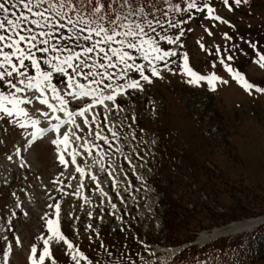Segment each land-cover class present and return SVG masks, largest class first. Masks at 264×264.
<instances>
[{"label": "rangeland", "instance_id": "obj_1", "mask_svg": "<svg viewBox=\"0 0 264 264\" xmlns=\"http://www.w3.org/2000/svg\"><path fill=\"white\" fill-rule=\"evenodd\" d=\"M190 3L197 7L188 9ZM205 4L213 8L212 17ZM229 4L231 8L223 0H189L179 6L172 20L180 23V28L170 29L168 34L174 37L183 30L185 35L178 42L182 46L161 42L177 51L176 57L169 58L172 71L163 67L164 62L157 64L163 78L152 77L146 69L152 83L141 80L143 91L128 89L115 101H105L106 106L95 105L86 113L87 124L77 116L79 127L62 125L60 133H45L29 144L35 129L20 128L23 118L0 113V264H6V254L7 264H32L33 246L38 249L37 256L42 254L43 239L52 235L47 221L56 219V204L60 205L61 231L93 264L166 263L178 247L172 244L184 240L189 232L186 228L193 229L175 222L174 217L178 222L179 216L173 213L180 209L164 212L163 204L174 205L182 191L201 195L199 202L190 200L193 206L187 203L188 209L195 206L200 211L202 203L214 214H223L227 223L222 226L264 215L257 212H264V91L260 90L264 89V61L260 60L264 56V0H247L240 5L229 0ZM216 15L222 19H214ZM184 52L194 71L221 78L215 90L207 81L188 83L190 77L182 71ZM230 55L232 60L227 59ZM224 64L241 73L253 87L245 89ZM129 75L139 79L138 73ZM125 83L127 80L114 81L113 89L105 94H110L115 84ZM57 86L63 88V83ZM206 95L211 106L204 102L200 108L206 109L215 125L209 136L202 133L203 123L197 118L200 111L190 108V102ZM22 107L41 120L40 127H51L58 121L43 118L34 110L37 108L67 119L36 101ZM69 108L78 110L76 102H70ZM68 129L75 133L70 135V143L54 145L52 140L62 138ZM97 133L106 139L97 138ZM163 142L173 153H165L160 147ZM183 149L188 158L180 157ZM61 155L67 163H61ZM194 156L198 159L192 163ZM205 159L217 164L210 167L215 173L212 180L198 177L195 171L197 162ZM78 167L83 171H77ZM197 182L221 185L220 189L199 190ZM222 183L238 200L230 197ZM195 220L194 226L205 227L190 231L195 237L185 244L196 245L200 233L212 230L206 227L209 218L204 209ZM166 233L169 239L151 241L154 235ZM50 246L57 264H76L65 243L53 239ZM258 263L264 264V260ZM80 264L88 261L80 259Z\"/></svg>", "mask_w": 264, "mask_h": 264}, {"label": "snow or ice", "instance_id": "obj_2", "mask_svg": "<svg viewBox=\"0 0 264 264\" xmlns=\"http://www.w3.org/2000/svg\"><path fill=\"white\" fill-rule=\"evenodd\" d=\"M159 2L160 0H0V113L4 117L23 118L19 122L20 128H34L35 132L28 142L31 144L45 133H60L62 125L71 123L79 127L75 120L77 116L83 117V123L87 124L89 121L86 113L95 105L106 106L105 101H115L117 96L128 89L143 91L141 80L152 83L150 76L145 74L146 68L150 69L152 77L163 78L157 67L158 62H164L163 67L172 71L168 66L169 58L176 57L177 51L163 47L161 42L182 46L178 42L185 32L180 30L174 37L168 34L170 29H179L180 23L168 19V12L157 7ZM163 2L173 11H180L179 6L171 5L170 0ZM234 2L235 5H240L242 2L247 3V0ZM223 3L231 8L229 0H223ZM196 7L195 3L188 5V9ZM204 7L209 17H212L213 8L208 4ZM213 18L218 21L222 19L219 15ZM209 34L211 35L210 32ZM200 47L203 48L204 45L201 44ZM138 58L147 64L137 62ZM227 59L232 60L233 57L230 55ZM260 60L264 61V56ZM170 62L174 64L176 61ZM224 67L245 89L253 87L241 73L233 71L230 65L224 64ZM182 71L190 77L189 84L199 85L202 81H207L213 90L216 81L221 79L215 73L201 75L194 71L189 65L187 52L183 53ZM131 72L138 73L139 79L131 78ZM54 78H58L56 83L53 82ZM116 80H127V83L115 84L114 90L106 95L105 90L113 89ZM61 82L63 88L57 86ZM4 86L7 90H3ZM28 92L31 93L30 96L26 95ZM88 98H92L91 102ZM33 101L46 106L51 113H63L67 119H62L60 115L50 116L49 111L37 108L34 110L43 118L58 121L51 124V127H40L41 120L30 116L27 107H22L33 104ZM70 102H76L78 110H70ZM70 135L74 136L75 133L68 129L63 132L62 138L52 140V143L67 146ZM96 135L97 138L106 139L100 137L99 133ZM76 139L80 137L76 136ZM72 160L75 163V156ZM60 161L67 163L63 155L60 156ZM77 171L82 172L83 169L78 167ZM55 213L56 219L47 221L52 235L47 239L42 238V254L37 256L36 246L31 249L32 264H45L46 260H50V264H57L50 246L53 239L62 241L72 250L71 259L76 264H80V259L93 264L61 231L59 204L55 205Z\"/></svg>", "mask_w": 264, "mask_h": 264}, {"label": "trees", "instance_id": "obj_3", "mask_svg": "<svg viewBox=\"0 0 264 264\" xmlns=\"http://www.w3.org/2000/svg\"><path fill=\"white\" fill-rule=\"evenodd\" d=\"M187 1L189 0H170V3L172 6H177L179 4L185 5ZM157 7L162 11L170 12L172 10V8L169 7L168 4L164 3L163 0H160V2L157 4ZM157 15H159V12L157 13ZM137 62L147 64L146 61H143L142 59L139 58ZM147 70L150 71V69ZM151 119L152 118H149V121ZM141 125L144 124L141 123ZM161 146L162 148L165 149L166 151L165 153L167 152L173 153V151L169 147H167V144H165V142H163ZM164 157H167V155L165 154ZM188 157L189 154L186 153L182 154V159ZM196 159L198 158L194 156L191 162L193 163L194 161H196ZM197 166L198 167L195 169V171H197L198 177L204 176L207 179L212 180V177L215 176L214 171L210 169L208 166H206L205 161L202 162L200 160V162H197ZM190 172H192V170H190ZM197 183L198 186H200L199 190L201 189L213 190L214 187L220 189V185H221L220 182H197ZM225 188H227L228 189L227 191L230 192L229 194L230 197L232 199H236V196L231 194L232 192L231 188L224 186V189ZM181 190H183V187L181 188ZM190 200H195L199 202L198 194L193 191H184V192L182 191L174 205H171V203H169L168 207H166L167 204H163L165 205V210H164L165 214L168 213L169 209L181 210V212L173 213L179 216L177 217L179 221L178 222L176 221L175 218L176 216L174 217V219L175 222L180 227L183 226L182 223H185L184 225L187 226L191 225L193 227V229L191 230L186 228L187 232L188 231L190 232L192 230L200 231L199 229L205 227V226L203 227L202 225L194 226L196 221L195 217L197 214L201 212L202 209L205 210L206 216H208L209 218V225L206 227H213L215 225H221L227 223L226 219H224L225 216L223 214L222 215L214 214L209 208L205 209L202 203L201 205L203 207L201 208L200 211L195 210V208L191 210L188 209L187 203L190 202ZM257 212L258 214H264L263 211H257ZM168 223L169 222H167L166 219L165 222V224H167L166 227H168ZM189 232L187 233V236L184 237V240L174 242L172 245L179 246L184 244L185 242L192 241L195 236L193 234H189ZM153 237L151 238V241L153 242L169 239L168 233L162 234L161 236L154 235ZM262 260H264V223L260 224L251 231L242 234H235L230 237H221L219 239L207 243L202 247H199L197 245H188L187 247L183 248L174 257L166 260L167 262L164 264H259L258 262ZM120 264H129V262L125 261V262H121ZM136 264H163V263H159L158 261L154 263H145L142 260H140L139 262H136Z\"/></svg>", "mask_w": 264, "mask_h": 264}, {"label": "bare ground", "instance_id": "obj_4", "mask_svg": "<svg viewBox=\"0 0 264 264\" xmlns=\"http://www.w3.org/2000/svg\"><path fill=\"white\" fill-rule=\"evenodd\" d=\"M263 219H264V217L252 218V219L247 220L245 222H240V221L234 222L232 225H229L228 227H226V226H225V228L221 227L222 229L217 228V229L211 230V231H209V233L207 231H203L202 233H200V236H199L200 239L198 238V241L204 242V241H207L210 239L217 238L218 236H221V235H227V234L238 233V232H243L245 230H249L255 224L262 221ZM204 232H206V233H204ZM8 258H9L8 254L3 256V260L6 259V264H7Z\"/></svg>", "mask_w": 264, "mask_h": 264}, {"label": "water", "instance_id": "obj_5", "mask_svg": "<svg viewBox=\"0 0 264 264\" xmlns=\"http://www.w3.org/2000/svg\"><path fill=\"white\" fill-rule=\"evenodd\" d=\"M263 222H264V219L262 221L258 222L257 224H255L252 228H250V230L253 229V228H255V227H257L259 224H261Z\"/></svg>", "mask_w": 264, "mask_h": 264}]
</instances>
